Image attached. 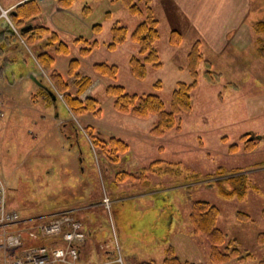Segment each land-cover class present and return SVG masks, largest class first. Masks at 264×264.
Returning a JSON list of instances; mask_svg holds the SVG:
<instances>
[{"label":"rangeland","instance_id":"374dc122","mask_svg":"<svg viewBox=\"0 0 264 264\" xmlns=\"http://www.w3.org/2000/svg\"><path fill=\"white\" fill-rule=\"evenodd\" d=\"M36 1L43 10L40 22L55 30L69 47L67 54H54V68L70 80L69 61L78 59L76 71L92 79L81 97L94 96L100 114L71 115L61 95L50 104L39 92L41 84L51 85L48 73L36 67L31 54L21 47L9 51L11 58L0 54V177L6 186L7 205L22 219H40L101 202L106 195L112 200L110 213L97 205L77 217L74 214L86 228V213L93 212L106 235L97 242L101 254L106 245L112 248L113 261L120 257L123 264H131L126 255L129 248L139 261L160 264L164 249L172 245L182 260L214 264L208 241L191 233L189 224V201L206 200L219 208L217 227L226 239H234L243 254H251L225 264H260L264 247L256 237L264 232V58L256 49L260 34L253 24L264 18V2L187 0L186 10L190 6L197 14L193 18L180 2L152 0L159 21L155 48L160 66L147 64L145 77L137 79L129 58L137 54L138 45L129 35L116 48L108 47L112 25H124L130 34L140 20L121 0H73L64 9L54 0ZM85 5L89 7L86 12ZM94 24L101 28L94 30ZM207 27L209 31H204ZM172 30L181 34L178 44L169 41ZM79 36L97 41L86 55L79 52L88 46L75 41ZM196 41L203 59L191 91V110L179 116L176 127L156 136L151 133L156 115L138 118L114 108L113 97L106 93L108 85H121L129 93L157 94L169 110L177 83L193 80L187 53ZM100 62L116 65V76L98 74L93 64ZM250 134L261 138L248 141ZM90 135L122 139L128 151L117 163L109 162L91 146ZM248 142H252L250 149ZM143 167L148 169L140 174ZM218 169L225 174H217ZM121 170L138 180H117ZM144 175L149 186L141 178ZM231 175L245 177L235 183L226 180ZM234 187L245 188L244 195L226 196ZM123 195L126 198L116 200ZM238 212L250 219L239 218ZM30 224L20 222L7 229L21 231L26 244L47 243L27 233ZM16 253L10 249L5 255L10 258ZM2 258L0 251V264Z\"/></svg>","mask_w":264,"mask_h":264},{"label":"trees","instance_id":"16d2710c","mask_svg":"<svg viewBox=\"0 0 264 264\" xmlns=\"http://www.w3.org/2000/svg\"><path fill=\"white\" fill-rule=\"evenodd\" d=\"M130 14L138 16L139 22L129 34V30L124 25L115 23L111 27V41L108 43L110 49L116 48L118 45L125 42L128 35L130 39L138 45L137 54H133L129 58V66L131 73L137 79H142L146 75V65L151 64L154 67L160 66L159 56L155 48V42L160 38L158 29L159 21L156 17L152 0H121ZM264 2V0H262ZM73 0H57V4L62 8H67L72 4ZM89 7L84 6V11H88ZM41 8L36 0H23L19 2L9 13V18L15 29L4 19L5 26L0 30V54L4 53L5 58H11L8 55L12 49H20L29 52L34 60L36 67L45 73H48L47 85L41 84L39 92L45 96L51 104L53 100L49 92L55 94L56 99L61 95V101L67 108L69 114L79 115L83 113L100 114L99 102L92 96L81 95L92 84L90 76L81 75L77 70L79 66L78 59H71L68 65V74L72 77L66 80L54 68V54H67L69 52L68 45L62 41L59 34L50 27L40 23L33 22L40 16ZM33 22V23H32ZM94 30L101 28L100 24L92 26ZM254 31L260 36L256 40L257 52L264 58V18H259L254 21ZM181 39V34L177 30H172L169 41L173 44H178ZM75 41L84 42L85 45L80 48V54H88L92 48L97 44L96 40L89 41L86 38L79 36ZM52 47V51L49 49ZM203 59L202 53L199 49V41H196L191 46L187 53V67L193 77L191 82L177 83L173 90L170 99V109L167 110L165 103L159 95L154 93H129L125 91L121 85H108L106 93L113 97L114 108L122 113H128L138 118H145L149 115H156L157 121L151 128V133L156 136L163 135L166 131L178 124V118L182 113L190 112L191 110V91L196 86L197 66ZM93 69L100 75L114 78L117 74V66L107 63H94ZM41 81V80H38ZM74 86V94L70 90L71 82ZM42 83V82H41ZM156 86L160 83L156 82ZM90 144L92 147H97L105 159L112 163H117L122 154L128 151V144L122 139L114 136L109 139H98L90 135ZM252 142L247 143V148L252 147ZM153 164V163H152ZM150 170V165L148 167ZM148 168H141L140 174L145 173ZM235 172V171H234ZM233 172V173H234ZM224 175L222 169H218V173ZM232 174V173H231ZM245 176L228 177L229 182L243 179ZM117 180L135 179V175L121 170L116 173ZM141 178H146L145 175ZM147 178L145 180L146 186H149ZM245 193V188L239 191L234 187L229 192H225L226 196L235 195L242 197ZM189 224L191 226V233L194 235H201L209 244V259L214 264H225L231 259L242 261L250 258L251 254H243L242 250L237 247L234 239L227 240L225 233L217 227V220L220 215L219 208L206 200H190L189 201ZM241 219H250L244 213H237ZM257 242L264 247V232L257 234ZM134 264H157L154 261H139ZM160 264H194L189 260H182L175 252L171 245H168L164 250V256ZM264 264V256L260 261Z\"/></svg>","mask_w":264,"mask_h":264},{"label":"built area","instance_id":"2783aa9c","mask_svg":"<svg viewBox=\"0 0 264 264\" xmlns=\"http://www.w3.org/2000/svg\"><path fill=\"white\" fill-rule=\"evenodd\" d=\"M22 0H15L8 9L0 8V16L10 24L9 11ZM13 27V25L11 24ZM13 29H15L13 27ZM2 99L0 97V107ZM6 186L0 177V251L3 254L2 264H77L79 247L85 240L86 234L83 225L73 213L60 212L49 218L22 219L19 213L7 205ZM112 200L103 195L101 204L110 212ZM31 223L27 233L44 240L45 244L25 243V236L19 230L9 231L7 228L17 223ZM33 224V225H32ZM15 249L16 255L7 258V250ZM114 262L123 264L122 258Z\"/></svg>","mask_w":264,"mask_h":264},{"label":"crops","instance_id":"0c3cea01","mask_svg":"<svg viewBox=\"0 0 264 264\" xmlns=\"http://www.w3.org/2000/svg\"><path fill=\"white\" fill-rule=\"evenodd\" d=\"M186 1L187 0H173V2H180V4H182V6L184 7L183 8L184 12L186 14L188 12L190 17H193V18L195 16L197 17L196 12H192L191 11L192 9H191L190 6H189V9L186 10V7H185ZM0 3H1L0 7L2 9H8L10 6H12L14 4V1L13 0H0ZM55 3L57 4V0H54V4ZM60 8L64 9L62 7H60ZM42 15H43V10L41 8L40 16L36 20L37 22L41 21L40 18H41ZM187 17H189V16H187ZM1 19H4V18L0 16V20ZM4 26H5V24L0 22V30H2ZM199 28L201 29V26ZM204 31H209V28L207 27ZM30 75H34V74H30ZM121 192H122V189H121ZM152 193H153V191H152ZM122 194H125V193H122ZM124 198H126V195H123V197L120 196L116 200H121V199H124ZM111 204H112V202H111ZM97 205H100L102 208H104L100 201H97V202L95 201L93 203L90 202L89 204H85V205H82V206H76L75 208L77 210L76 211L74 210V211H71V212L73 214H75V216L77 217L76 214H78L82 210H88V209L91 210L92 207L97 206ZM92 213L93 212H91V211L86 213L87 214L86 216L88 217V221H86V228L83 226V229L85 231L86 237H85L84 242L80 246L78 264H115V262L112 260V259H114L113 258L114 255H113L112 248H110L109 246H106V245H102V247H104L103 250H102V254L100 252V248H97V242H99L100 239L104 238L106 235L101 233L102 227H100V225L96 224V219L92 216ZM108 213H110V212H108ZM100 234H102V235H100ZM103 244H105L104 239H103ZM127 250H128V252H126V255L129 254V255H127V257L131 258V260L129 262L131 264L139 262V259L135 256L134 252L130 251L129 248H127ZM100 254L102 255L101 257L99 256Z\"/></svg>","mask_w":264,"mask_h":264},{"label":"water","instance_id":"95a60500","mask_svg":"<svg viewBox=\"0 0 264 264\" xmlns=\"http://www.w3.org/2000/svg\"><path fill=\"white\" fill-rule=\"evenodd\" d=\"M30 77L35 79V77L33 75H30ZM49 94L51 95L52 100L55 101V98H56L55 94H53L52 92H49ZM257 138H261V136H256L254 134H250V136L248 137V141L249 140H254V139H257Z\"/></svg>","mask_w":264,"mask_h":264},{"label":"bare ground","instance_id":"6f19581e","mask_svg":"<svg viewBox=\"0 0 264 264\" xmlns=\"http://www.w3.org/2000/svg\"><path fill=\"white\" fill-rule=\"evenodd\" d=\"M30 240V239H29Z\"/></svg>","mask_w":264,"mask_h":264}]
</instances>
